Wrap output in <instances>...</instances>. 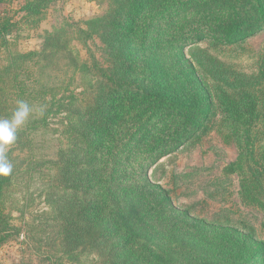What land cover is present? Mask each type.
Segmentation results:
<instances>
[{
	"label": "trees",
	"instance_id": "obj_1",
	"mask_svg": "<svg viewBox=\"0 0 264 264\" xmlns=\"http://www.w3.org/2000/svg\"><path fill=\"white\" fill-rule=\"evenodd\" d=\"M49 1L24 0L25 17L36 20ZM218 5H227L231 12L215 15L212 7ZM191 14L199 22L212 16L204 30L213 31L214 43L233 44L264 30V0H129L123 13L112 17L111 23L118 26L110 36L125 50L120 66L125 82L85 111L80 133L83 146L65 159L58 173L74 190L66 202L84 201L76 214L66 203L60 244L70 251L65 256L68 264L263 262L262 242L191 218L173 206L167 192L148 177L141 178L135 169L138 165L145 171L150 161L172 154L202 127L209 112L207 91L192 63L180 52L178 61H173L165 59L166 54L160 51L187 35L181 25ZM219 18L227 20L221 24ZM12 28L9 18H0V48L4 50L0 55L7 58L0 65V119L11 118L17 102L23 100L32 108L24 121L30 127L25 128L35 131L36 137L34 129L41 121L39 103L46 95L45 85L37 78L40 55L32 51L12 57L7 41ZM197 31L195 26L193 32ZM201 33H195V42L205 38ZM143 61L145 77L130 81ZM216 93L225 125L235 135L239 149L230 169L240 171L243 199L256 201L264 212V107L263 114L257 112L264 94L256 100L249 91L234 90L226 82L216 86ZM258 121L261 132L254 135ZM8 176H0V235L7 226L1 203ZM54 176L45 173L49 180ZM2 241L0 236V246ZM81 246L107 250L106 259L101 263L76 262L74 251Z\"/></svg>",
	"mask_w": 264,
	"mask_h": 264
},
{
	"label": "rangeland",
	"instance_id": "obj_2",
	"mask_svg": "<svg viewBox=\"0 0 264 264\" xmlns=\"http://www.w3.org/2000/svg\"><path fill=\"white\" fill-rule=\"evenodd\" d=\"M128 1L50 0L43 14L33 21L25 17L24 0H0V18L13 22L7 37L11 43L9 52L12 57L39 53L37 78L46 88L45 101L39 103L41 121L34 129L38 135L35 137L32 130L29 133L25 125H30L23 123L16 131V140L6 150L13 167L1 203L7 226L0 235V264H68L65 256L70 251L60 244L66 203L76 214L84 201L66 202L74 190L58 173L65 159L83 146L80 133L85 111L125 82L120 77L125 50L110 32L118 26L111 23L112 17L122 14ZM212 8L215 15L231 12L227 5ZM211 17L199 22L191 14L181 25L182 33L187 35L160 49L166 54L165 59L178 61L180 52L192 63L208 94L205 122L172 154L150 161L145 171L138 165L135 169L141 178L148 177L167 192L173 206L186 211L191 218L252 236L264 245V212L256 201L243 199L240 171L230 169L238 159L239 149L235 135L225 125L216 93V86L226 82L234 90L249 91L256 100L262 97L264 30L233 44L214 43L213 31L204 30ZM219 19L221 24L227 20ZM195 26L205 36L200 42L193 39L197 33L193 32ZM0 52L4 50L0 48ZM6 59L0 55V65ZM145 65L143 61L139 73L129 80L145 77ZM259 104L257 112L262 113L264 103ZM3 119L10 118L0 120ZM261 127L258 121L253 134L258 135ZM46 172L55 175L54 179L45 178ZM106 254L107 250L94 251L86 246L74 251L76 262L86 263H101Z\"/></svg>",
	"mask_w": 264,
	"mask_h": 264
},
{
	"label": "clouds",
	"instance_id": "obj_3",
	"mask_svg": "<svg viewBox=\"0 0 264 264\" xmlns=\"http://www.w3.org/2000/svg\"><path fill=\"white\" fill-rule=\"evenodd\" d=\"M32 108L23 100L17 102L10 119L0 120V176H7L12 172V164L6 155V150L16 140V131L31 113ZM42 115V111L40 112Z\"/></svg>",
	"mask_w": 264,
	"mask_h": 264
}]
</instances>
